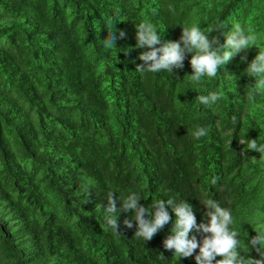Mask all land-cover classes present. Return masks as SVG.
Returning a JSON list of instances; mask_svg holds the SVG:
<instances>
[{"label": "trees", "instance_id": "obj_1", "mask_svg": "<svg viewBox=\"0 0 264 264\" xmlns=\"http://www.w3.org/2000/svg\"><path fill=\"white\" fill-rule=\"evenodd\" d=\"M144 20L164 40L183 25L240 24L264 49V0H0V264H196L199 249L185 258L163 246L176 219L167 203L170 222L145 241L134 219L124 224L131 210L115 214L119 232L106 226L109 193L118 208L136 193L150 211L185 200L198 224L201 200L214 199L232 214L241 255L260 258L247 241L264 230V156L240 143H264V90L250 100L246 75L259 49L199 84L191 54L172 73L139 72ZM209 92L222 99L201 104ZM197 127L207 135L195 139Z\"/></svg>", "mask_w": 264, "mask_h": 264}, {"label": "clouds", "instance_id": "obj_2", "mask_svg": "<svg viewBox=\"0 0 264 264\" xmlns=\"http://www.w3.org/2000/svg\"><path fill=\"white\" fill-rule=\"evenodd\" d=\"M224 27L223 24L217 25L210 29L209 33H205L198 25H183L179 40H164L151 22L141 21L135 25V46L147 50L139 53L138 58L143 63L137 64L136 70L172 73L174 68L183 69L186 55L191 54L189 61L192 68L191 81L199 84L202 77L215 78L218 71L231 58L241 52H246L251 46H256L259 51L250 63H247L246 55L240 56L241 62L247 63L246 75L254 78L255 81L248 95L250 100H254L256 94L264 90V49L258 47L257 37L250 27L245 30L240 24H235L227 33L222 31ZM213 31L225 37L223 43L220 42L218 36L210 37L209 34ZM119 37L126 38V33L121 30ZM116 40L117 36L112 32L110 38L104 42L105 48L114 47ZM198 99L201 104L210 105L222 99V96L218 92H209L207 95H200ZM192 135L195 139H199L207 135V129L197 127ZM240 143L247 144L245 152L257 151L264 156V143H257L256 139L241 140ZM118 199L119 208L117 197L114 193H109L107 206L103 210L106 226L116 232H119V226L115 214L120 211L127 213L131 210L134 218L125 219V226L132 228L134 219L136 222L135 236L145 241L151 240L158 230H161L171 220L165 207L167 203L175 213L176 219L170 234L163 241L166 250H174V255L187 258L199 249L198 254H195L196 264H264V230H255L256 235L247 241L249 250L254 249L260 258L250 255L246 258L241 255L239 232L231 227L232 214L214 199L201 200L206 208L205 215L208 219L206 223L199 224L192 205L185 200L178 201L175 198H168L164 201L160 199L152 202L150 211L148 207L139 203L141 197L136 193H129L126 198ZM193 231L204 234L201 241H198L195 234L189 236ZM163 258L162 255L161 259Z\"/></svg>", "mask_w": 264, "mask_h": 264}]
</instances>
